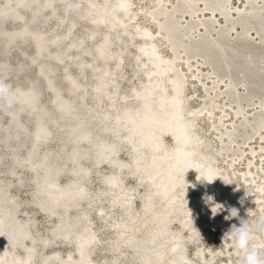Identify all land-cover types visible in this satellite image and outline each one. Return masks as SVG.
Here are the masks:
<instances>
[{"label": "bare ground", "instance_id": "6f19581e", "mask_svg": "<svg viewBox=\"0 0 264 264\" xmlns=\"http://www.w3.org/2000/svg\"><path fill=\"white\" fill-rule=\"evenodd\" d=\"M0 1H2L0 2V44L3 51L7 53L11 48L19 47L21 54L27 57V62H20L15 67L7 58L0 59V75L9 76L13 71L23 72L29 64L35 66L37 76L29 77L27 86L6 81L15 92V101L11 107L0 102V110L8 117V123L3 127L4 140L14 139L15 147L19 149L23 144L19 139L20 133L25 137L30 135L31 142L25 155L21 156L17 151L14 152L12 163L19 165L23 160L25 161L37 181L35 188L37 207L57 218L52 229L55 237L72 246V249L64 255L58 249L49 253L37 250L29 220L18 217V202L0 178V264H96L94 252L100 238L93 226L89 210L83 208L82 203L97 205L102 201L106 191L111 192L110 205L119 206L125 211L124 218L110 220L111 229L117 236L111 245L120 251L124 248L133 250L139 264H215L220 251L227 254L223 264L232 260L235 253L231 250V241L223 240L222 237L232 224L239 226L240 219L249 216L250 213L247 211H253L256 204L261 207V214L264 215V174H260L261 178L254 185L259 191L253 190V203L252 197H247L246 191L242 190L235 206L238 217L225 219L231 215L232 210L234 190L231 178L220 170L214 162L215 158L213 159L204 150L206 144L196 129L194 121L203 114L208 115L209 118H212V114H219L217 119L213 118L210 127L213 128V133L219 130L217 135L220 141L227 142L226 145L231 146L234 136L239 133L237 124L245 121L243 115L245 108L239 101L240 97L234 99L235 90L230 86L232 80L225 79V83L221 85L225 93L224 97L227 98L225 104L234 109L232 117L229 118L231 123L225 127V130L220 128V125H224L227 120L225 117L229 114L228 109H225L224 105L216 106L217 103L207 107L206 104L214 101L213 98L211 101H204L205 104L201 101L196 107L187 109L184 94L186 79L177 69L176 63V60L182 57L186 59L187 68H191L189 59L201 53L206 59L214 58L218 62L241 57L235 48L230 50V54L226 52L227 57L222 53L223 48L220 45L224 44L222 41L224 34H220V39L217 41H208L206 39L208 28H206L205 32L195 39L183 43L185 28L180 25L175 13L191 7L192 2L175 0L174 6L168 9L164 4L165 0H159L158 3L155 0L151 8L145 9L146 15L155 21V32H152L148 26H138L140 28L137 33L141 41L138 50L143 56L142 65L148 62L149 64L145 69L147 73L145 84L142 88H132V98L137 102V105L132 107L129 105L128 95L119 94L118 82L108 63L114 60V66L121 71L124 50L121 47L118 50L112 49V33L128 31V22L134 16L131 13V0H100L99 2L87 0L86 2L87 17L95 26L88 33L91 40L97 34L98 26L107 28L93 46V52L99 57L100 63L92 60L85 61V58L81 57L89 50L85 37L72 38L75 20L69 22L61 33L55 32L54 27L51 29L41 27L40 23L47 22L48 19L44 17V11L48 9L54 12L53 0ZM256 2L257 0H243L239 6L241 10L233 12L236 21L244 23L253 13ZM206 4L219 9L225 7L223 0H207ZM22 11L30 13L28 19L24 17ZM221 15V22L232 24L224 11H221ZM8 20L18 21L20 26L9 29L6 26ZM187 25L193 27L191 20ZM243 26L237 37H249L247 36L249 30L245 27V23ZM24 32L26 36L19 37ZM154 33L159 34V38H162L169 46L170 56L162 54ZM117 37L120 40L121 36L117 35ZM261 39L259 38L260 41ZM64 40H67V43L63 46ZM28 41L34 45V50L29 56L27 51L20 47V44ZM68 49L69 51L73 49L76 52L75 55H80L76 61L80 75L85 69L96 70L97 79L92 85V93L96 97L97 105H100L103 99H107L110 107L103 112L101 120L113 123L111 129L113 141L98 137V133L93 131L90 120L80 115L83 113L91 118L98 109L87 105V87L79 76L69 69L70 60L66 59ZM244 58L247 60V65L241 66L240 74L242 78H247L244 92L249 97L252 95L254 85L262 87L264 78L262 70L255 64H251L254 61L253 52L247 51ZM53 63L63 66L62 74L69 91L67 94L63 92L62 85L58 82L56 67ZM192 75L198 76L196 70L192 71ZM38 77L43 80L50 92L51 104L58 116L63 118L60 122L42 101V89L38 83ZM205 80L198 77V81L202 84L203 96L209 93ZM218 80L221 82L224 79ZM168 82L170 90L167 89ZM117 98L121 99L125 105L119 111H117ZM233 101H236L237 105H232ZM215 106L220 111L215 112ZM110 109L114 111L112 114ZM256 113L264 114V110H257L254 114ZM23 114H28L33 121L31 134L22 119ZM121 118H125L123 123L120 121ZM263 120L257 119L254 127H261ZM55 125L63 127L71 145L69 149L62 145L60 153L71 162L72 166H68L65 162L59 163L52 149L41 150L42 145L51 141L53 136L51 126ZM165 135L173 140L171 147L164 143ZM258 138H261L259 147L263 149L260 155L264 157V133H260ZM120 142L129 148L128 161L120 160ZM82 145L85 148H82ZM88 147L95 150L94 157L90 155ZM227 148L229 150V147ZM256 148L251 147L252 156L249 154L247 156V170L239 174L240 186L247 187L251 185L248 181H255L258 178L259 169L256 175L257 163L254 161L257 155ZM243 155V152L239 153L238 157ZM89 157H92L95 167L101 164L112 167V170L102 177L106 189H100L94 194L90 193L86 184V181L92 177L91 167L82 162ZM132 160L135 162V167L130 164ZM228 165L233 166L231 159L228 160ZM127 171L134 174L137 184L145 185L148 189L140 201L142 205L140 212L134 209L133 188L128 187L124 181L123 175ZM65 173L70 174V179L62 182L60 178ZM96 208L98 215L106 219L110 218L111 213L105 211L103 206L97 205ZM214 211L221 214L210 227L218 229L221 243L224 242L221 249L216 250L212 248L206 231H203L204 225L211 222V218L213 219ZM73 212H75L74 215H72ZM257 213L262 216L259 211ZM173 223L179 224V228H174ZM201 233L204 234L203 237L200 236ZM188 243L195 244L193 257L188 253ZM49 244L48 237L41 238L43 247ZM18 248L22 249L21 255L17 252ZM52 259L54 260L51 261ZM115 264H118L117 261Z\"/></svg>", "mask_w": 264, "mask_h": 264}, {"label": "rangeland", "instance_id": "374dc122", "mask_svg": "<svg viewBox=\"0 0 264 264\" xmlns=\"http://www.w3.org/2000/svg\"><path fill=\"white\" fill-rule=\"evenodd\" d=\"M76 1H78V3H76ZM97 1L99 2L100 0ZM174 1L175 0H165L164 4L168 9H171L174 6ZM189 1L192 2L191 7L181 9L175 13V16L179 20L180 25L185 28L184 30L185 36L182 38L183 43L188 42L191 39H195L199 34L205 32L204 30L206 28H208V32L206 35V39L208 41H212V42L217 41L220 39V34H224L223 35L224 37L222 39L224 44L220 45L223 48L222 53L226 55V52L228 51L227 54H230L229 53L231 52L230 50H233V48H235L238 51L239 55L241 56L239 58L229 60L230 62L227 61V59H224L225 61L223 62H218V60L214 58L206 59L205 56L201 53L189 59L190 63L192 64L191 68H187V65L185 64L186 59L184 60L181 57L176 60L177 69H179L184 74L186 79V89L184 94L186 95L185 98H186L187 109L190 110L191 108L196 107L201 101H203V103L205 104L204 101L206 100L211 101V98H213L214 101L207 103L206 104L207 107H212V104L217 103L218 105L216 104V106L220 107L224 105L225 106L224 108L228 109L229 114H227V116L225 117V119L227 120L224 122V125H220V128H223L225 130V127L231 123L229 118L232 117V111L234 110L232 106L225 104L227 98L225 99L224 97L225 93L223 92L224 90L221 88V85L225 83V79L232 80V82H230L231 83L230 86H232L231 88L235 90L233 92L234 99L240 97L239 101L245 108L243 113L245 121L243 123L240 122L241 124L236 123L239 126V133L238 135L234 136L233 138L234 143L231 142L230 143L231 146H227L226 145L227 142L222 143L220 141V137L218 138L217 135V132H219V130H215V133H213L212 132L213 128L210 127V123L213 120V118L217 119L219 117V114H212V118H209L208 115L203 114L194 121L196 129L198 130L199 134L203 137V141L206 144L204 150L208 152L209 155L213 157V159L215 158L214 162L219 166L220 170L226 173L227 175H229V177L231 178V185L234 190V195L232 198L233 203L231 204V209H233L237 205L239 198L238 195H241L242 190L246 191L247 197L250 196L252 197L251 202L253 203L254 191L255 190L256 192L259 191V189L254 185L256 184V181L261 178L260 174H264V170H262L264 166V157L260 155L263 149L259 147L261 138H258L260 133H264V123L261 127H254V124L257 119H262V120L264 119V114H260V113L254 114V112L257 110L258 111L264 110V104L262 106V102L264 101L263 98L264 81L262 87L254 85L252 87L253 88L252 95L248 97L245 95L244 92V87H245L244 85L247 84L246 83L247 78L246 77L242 78V75L240 74L241 66L247 65V60L246 58H244V54L247 53V51H251L253 52V59H254V61L251 64H255L256 67L262 70L261 73L264 78V0H257L256 5L253 8V13L250 16H248L246 18V21L244 22L245 27H247L249 30V32L247 33V36L249 37H245V36L237 37V34L241 32L242 28L244 27L243 26L244 23L242 21H236L235 19L236 17L233 14V12L241 10L239 6L241 5L243 0H223L225 7L221 9L212 6L211 4L210 5L206 4L207 0H189ZM53 2L55 7L54 12H50L48 9L44 11V15H45L44 17L48 19L46 20L47 22L40 23L41 27L43 29L44 28L51 29L54 27L55 29L53 28V30L55 32L61 33L66 29L67 24L69 22L75 20L74 34L72 35V38L76 39L79 36L85 37V43L86 46H88L87 48L89 50V52L84 53L81 57L85 58L84 59L85 61L92 60L96 63H100L101 61L99 57L95 55V53L93 52V46L95 41L99 40L100 37L107 31V28L103 26H98L97 27L98 35L96 34L93 40H91L92 38L88 36V33L91 31V29L95 28V26L91 24L89 17H87L88 15L87 4H86L87 0H53ZM131 2H132L131 13L134 14V16L132 20L130 19L128 22L129 23L127 25L128 31L126 33L125 32L120 33L119 31H117L116 33H112V37H113L112 45H111L112 49L118 50V48L121 47L124 50L123 64L121 71H118V68L114 66V60H110L108 63L110 65L112 72H114L115 78L118 82L119 94H127L129 105L135 107L137 105V102L133 100L131 91L133 87L142 88V86L145 84V80L147 76L145 69L148 67L149 64L148 62L147 64L142 65L143 56L140 55L138 50L139 45L141 44V41L139 39L140 38L139 34L137 33L138 29L140 28L138 26H148L152 32H155V21L149 18L145 13V9L151 8V6L155 3V0H131ZM158 2L159 0H157V3ZM221 11H224L227 14V17L232 24L228 25L225 24L224 22H221L222 20ZM22 12L25 15L24 17L28 19L30 13L28 11H22ZM216 13H218V15H216ZM66 17L68 20L65 19ZM209 18H211V20H209ZM189 20H191L193 27H189L187 25ZM6 26L9 29L17 28L18 26H20V22L15 20H8L6 21ZM117 35L121 36L120 40L118 39ZM154 36L157 38L158 47L160 48L162 54L165 56H170L171 54L169 51V46L164 42L162 38H159L160 37L159 34L154 33ZM259 38H262L261 39L262 41H260ZM66 43L67 40H64L62 45L64 46L66 45ZM33 46H34L33 43L30 41L20 44V47L24 48L27 51L28 56L33 52L34 50ZM67 53H68L67 57L69 58L66 57V59L70 60V63L68 64L69 69L71 70L72 73L78 75L79 78L85 83L87 87L86 88L87 105L90 107L93 106L92 108L98 109L97 112H95L96 114L93 115L91 118H89L88 115L83 113H81L80 115L84 117L86 120L87 119L90 120V123L93 126V131L98 133V137L106 138L109 141H113L114 138L111 133L113 123L104 122L101 120L102 119L101 115L103 114V112L108 110V108L110 107L107 102V99H103L101 101V104L97 105L96 97L92 93V85L95 83L97 79L96 70L85 69L84 73L80 75L79 69L77 68L76 65V61L79 59L80 55L79 56L75 55L76 52L73 49L70 51L68 49ZM183 55L184 54L182 53V56ZM2 58H7L11 62L13 67H15L20 62H27V57L21 54V49L19 47L11 48L7 53H5L0 44V59ZM53 65L56 67L58 82L60 83V85H62V88L64 90L63 92L67 94V92L69 91L64 81V75L62 74V72L64 71L63 66L57 63H53ZM27 66L29 67H27L26 70H24L25 72L23 71L19 73V71H13V73L9 76L0 75V79H4L5 81H11V83L13 84L21 83L23 86H27V80L29 77H37L35 66L29 64H27ZM193 70H196V73L198 75L197 77L192 75ZM198 77L201 79L202 78L206 79L205 86L209 88V93L206 94L205 96H203L204 92L202 91L203 89H201L202 84L198 81ZM219 78L220 79L223 78L224 80L219 82L218 80ZM37 79L42 89V101L47 105L51 113L54 114L57 121L60 122L61 120H63V118H60L58 116L57 111L55 110L54 106L51 104L50 92L46 88L43 80H41L39 77ZM168 84L169 82L167 83V89L170 90V86ZM116 103H117V111L121 110L125 106L121 102V99L119 98H117ZM232 105H237V102L233 101ZM109 111L111 112V114L114 112L112 109H110ZM217 111L220 110H218V108L216 107L215 112ZM22 119L25 122L31 134V132L33 131L32 119L28 114H23ZM123 120H125V118L120 119L122 123L124 122ZM7 123H8L7 115L0 110V178L6 183L9 193L14 195L18 202V217L23 220L24 219L29 220L30 230L33 236L35 237V245L37 250H40L43 253H49L53 250L58 249L60 250L61 254L64 255L65 253H67V251L72 249V246L67 242L62 241L60 238L55 237L52 229L56 223L57 218L53 215H50L42 211L37 207L36 192H35L37 181L34 179L33 173L29 170L24 160L19 165H15L14 163H12V156L14 152L17 151L21 156L25 155L27 149L29 148L31 137L30 135H28L29 137H25L22 133H20L19 139L23 144L19 149H16L15 147L16 141L14 139H10L8 141L4 140L3 127H5ZM245 123H247V125H245ZM255 128H259V129L255 130ZM51 130L53 134L52 139L48 144L42 145L41 150L47 148L52 149L56 155L55 159L59 163L65 162L68 166H72L71 162L68 159L64 158L60 153V149L62 145L63 146L65 145L66 149H69L71 147V145H69L70 144L69 141L65 136L63 127L59 125H55V126H51ZM223 137H226V135L225 136L223 135ZM246 137L249 139L247 140ZM164 143L168 147H171L173 145V140L171 139V137L165 135ZM119 147H120V160L128 161L129 148L126 145H124L123 142L119 143ZM227 147H229V150ZM251 147L253 148L257 147L256 148L257 157L255 156L254 161L257 163L255 174L257 175L258 169H259V174L257 176L258 178H256L255 181H248V183L249 184L251 183V185L244 187V186H240L239 184V176H240L239 174L242 171L247 170V162H248L247 156L248 154L252 156V153L250 152ZM82 148H85V146L82 145ZM88 148L90 151L89 152L90 155L93 156L95 150L91 149V147ZM242 152L244 154L243 157H238V154ZM91 158L92 157H89L88 159L87 158L83 159L82 162L91 167L92 177L90 178V180L86 181V184L88 186L90 193L94 194L96 191L100 189H106V186L102 182V177L104 174L111 171L112 167L105 164H101L99 167H95L94 164L92 163ZM229 159L233 161V166L228 165ZM130 164L135 167V162L133 160ZM123 176H124L125 184L128 187L133 188L134 209L137 212H140L142 208L140 201L142 197L145 195V193H147L148 189L145 185L143 186V185H139V183L137 184V181L135 180L133 173L127 171L124 173ZM248 177H251V175L250 176L248 175ZM68 179H70L69 173H65L60 178L62 182H65ZM236 188L238 191L236 190ZM110 195L111 192L106 191L104 193L102 201L99 204H97L103 206L105 211H109L111 213V216L108 219L103 218L102 216L97 214L96 204L92 205L87 202L82 203V207L89 210L93 220V226L96 228L98 236L100 238L99 244L97 245L94 252L95 262L96 264H115V261H117L118 264H139L136 253L133 250L124 248L123 251H120L114 249L111 245V242L115 240L117 236L116 233L111 229L110 220L113 221L117 218L118 219L124 218L125 211L119 206L112 207L110 205V201H109ZM255 206L256 207L253 211L251 212L247 211L250 213V215L244 217L243 219H248L249 221H252L258 218L259 215H257L258 214L257 211H259L260 212L259 214L262 215L261 207L258 206L257 204ZM74 213L75 212H73L72 215H74ZM214 213L215 214H213L212 216L213 219L211 218L210 219L211 222H207L209 223L208 225L207 223L204 225L203 231H206L212 248L216 250V249H221L222 243L224 244V242L221 243V239H220L221 237L218 229L210 227L211 223L215 222L221 214V213H216V211H214ZM254 213L257 214L255 215ZM173 226L174 228H179V224L177 223H173ZM203 235H204L203 233L200 234L201 237H203ZM43 237H48L50 240V244L46 247H43L41 245V238ZM185 239H187L186 236ZM187 248H188V253L191 255V257H193L195 244L188 243ZM17 252L21 255L22 249L18 248ZM218 253L219 256L217 255L215 264H223L225 262V259L227 258L226 257L227 254L221 251ZM53 260L54 259H52L51 261ZM227 264H238V259L235 254L232 257V260H228Z\"/></svg>", "mask_w": 264, "mask_h": 264}, {"label": "clouds", "instance_id": "9594fccd", "mask_svg": "<svg viewBox=\"0 0 264 264\" xmlns=\"http://www.w3.org/2000/svg\"><path fill=\"white\" fill-rule=\"evenodd\" d=\"M14 101L12 86L0 79V102L11 107ZM235 217H238V210L233 208L231 215L225 219ZM222 239H230L238 264H264V215L252 221L240 219L239 226L232 224Z\"/></svg>", "mask_w": 264, "mask_h": 264}, {"label": "water", "instance_id": "95a60500", "mask_svg": "<svg viewBox=\"0 0 264 264\" xmlns=\"http://www.w3.org/2000/svg\"><path fill=\"white\" fill-rule=\"evenodd\" d=\"M24 35L26 36L25 32L22 34V36H19V37H23Z\"/></svg>", "mask_w": 264, "mask_h": 264}]
</instances>
